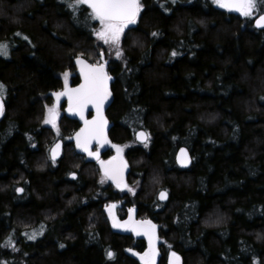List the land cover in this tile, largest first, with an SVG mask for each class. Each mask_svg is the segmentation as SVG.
Wrapping results in <instances>:
<instances>
[{
  "label": "trees",
  "instance_id": "16d2710c",
  "mask_svg": "<svg viewBox=\"0 0 264 264\" xmlns=\"http://www.w3.org/2000/svg\"><path fill=\"white\" fill-rule=\"evenodd\" d=\"M69 3L0 0L9 52L0 55V264H138L144 246L111 229L102 207L122 192L88 170L94 165L69 145L55 162L47 154L45 100L60 88V71H74L77 52L93 51L96 21ZM140 3L121 60H110L106 111L112 143L132 141L139 128L149 136L125 150L126 180L142 182L128 203L154 221L159 264L169 249L182 264H264V28L208 0ZM181 146L186 169L174 162Z\"/></svg>",
  "mask_w": 264,
  "mask_h": 264
},
{
  "label": "snow or ice",
  "instance_id": "6c2138e0",
  "mask_svg": "<svg viewBox=\"0 0 264 264\" xmlns=\"http://www.w3.org/2000/svg\"><path fill=\"white\" fill-rule=\"evenodd\" d=\"M214 3L219 5L221 8L235 10L244 17H251L254 11L257 9L258 4L264 3V0H213ZM82 5H87L91 9V18L96 19L100 23V29L96 31V36L103 40L105 44H111L116 46V56L122 55V49L120 48L122 35L125 34V29L129 25L135 24L140 14L143 5L140 0H70L69 7L73 11H79ZM257 26L264 27V14L259 15L255 21ZM156 35V33H153ZM0 55L7 56L8 45L0 42ZM102 55V54H101ZM173 55H176L173 52ZM76 62L80 66V74L83 77V82L75 88L68 87L67 76L65 73V88L61 92L55 93L57 99L61 96H66L68 99V111L79 113L81 119L84 120V127L75 133L76 147L86 152L89 156L95 157L99 161L103 176L101 182L104 179L112 180L117 188H128L129 191L135 192L134 188L129 186L124 181L123 170L127 167L126 162L123 160L121 153L123 148L120 145H113L117 150V155L110 158L108 161L100 159L99 151H92L91 144L95 140L98 143H110L107 140L105 134V126L107 120L103 115V107L105 101L110 96L108 90V81L111 77L105 71V65L103 63H88L86 60L81 59L80 56L76 57ZM5 86L0 83V114L4 111L3 94ZM89 105H92L96 109V116L91 120L85 118L84 113ZM58 116V108L53 105L48 109L45 123H50L53 127H57L56 119ZM57 132L59 129L57 127ZM142 139H147L145 133H139ZM60 143H56L51 149V159L55 162L57 155H59ZM181 153L185 154V150L181 149ZM185 159L181 160V163H186ZM75 176V173H71ZM18 192H22V188L17 189ZM166 192L160 193V198L164 199ZM109 212L115 207V204L108 205ZM131 211V210H130ZM114 227H130L133 231H143L144 235L148 237L149 249L143 254L137 253L144 261V264H155V229L154 225L150 220L134 221L131 216L123 224L115 221L113 217ZM36 233L34 232L29 238L35 239ZM131 251V250H130ZM108 256H113V253L109 251ZM171 256L174 260L171 264H179V256L173 252Z\"/></svg>",
  "mask_w": 264,
  "mask_h": 264
},
{
  "label": "water",
  "instance_id": "95a60500",
  "mask_svg": "<svg viewBox=\"0 0 264 264\" xmlns=\"http://www.w3.org/2000/svg\"><path fill=\"white\" fill-rule=\"evenodd\" d=\"M85 6L88 7L87 5H85ZM88 8H89V7H88ZM89 9H90V8H89ZM90 10H91V9H90ZM229 10H230V9H229ZM230 11H231V13H235V14L238 13V12L235 11V10H230ZM261 14H264V13H261ZM261 14H259V15H261ZM259 15H257V16L254 18V20H253V24H254V27H255V28H257V29H262V28H264V27L257 26L256 23H255V21H256V19L259 17ZM80 57H81V59L86 60L88 63H91V62H89L87 59H85L84 57H82V56H80ZM92 64H93V63H92ZM103 64L105 65V71L107 72V70H106L107 65H106L105 63H103ZM73 65L75 66L76 71H77V73H78V75H79V82H78L77 84L73 85V86H68V87H70V88H75L76 86H78L80 83L83 82V77H82L81 74H80V66L77 64V62H76V58H74V60H73ZM107 74H108V72H107ZM108 75L111 77V79L108 81V90H109V92H110L111 94H110V96L108 97V99H107V100L105 101V103H104V107H103V115H104V117H105L106 120H107V125L105 126V134H106V136H107V140L110 141V139H109V137H108V132H109V130H110L111 123H110L109 120L107 119L105 113H106L107 109L109 108V106L111 105V103H112V101H113V94H112V90H111V85H112V83H113L114 77H113L112 75H110V74H108ZM64 88H65V87H64ZM64 88H63L61 91H63ZM63 97H64L65 100H66L65 113H66L70 118L76 120V121L78 122V124H79L78 129L75 131V133H76V132H78L82 127H84V120L81 119L79 113H77V112H69V111H68V99H67L66 96H63ZM3 104H4V103H3ZM4 108H5V106H4ZM88 113H91V116H89V117L87 118ZM96 114H97V113H96V109H95L92 105H89L88 108L85 110L84 116H85L86 119L91 120L94 116H96ZM2 115H3V113L0 114V118L2 117ZM141 132L145 133L146 136H147L146 131H145L144 129H141V128L136 129V130L133 132V138H134V140H135L137 143H139V144H143V143H145V142L147 141V139H148V136H147V139H142V138L139 136V133H141ZM75 133H74V135H75ZM74 142H75V146H76V139L74 140ZM56 143H60V145H61L60 150H59V155H57L56 160L59 159V157L61 156V153H62V142H61L60 140H56V141H55V142L49 147V150H48V156H49V158H50L51 161H52V159H51V149H52V147H53ZM94 145H97V146H98L100 149H102V150H106V149H109V148H110L111 150H113V154H112L110 157H108L107 159H105V161H108L110 158H112V157H114V156L117 155V150H116V148L113 147V145H116V144L111 143V141H110V143H103V142L98 143L97 141L94 140V141L92 142V144H91V147L94 146ZM76 148H77V147H76ZM77 149L79 150V148H77ZM181 149H184V150H185L186 159H187V162H186V163H181V160H182V159H185V154H182V153H181ZM121 155H122V157H123V160H124V161L126 162V164H127V167L124 168V170H123V176H124V179H125V177H126V175H127V172H128V169H129V166H128V162H127L126 159H125V156H124L122 153H121ZM56 160H55V161H56ZM174 162H175L176 166H177L178 168H180V169H186V168L189 167V165H190V163H191V157H190V155H189L188 150H187L185 147H182V146H181V147L177 148V150H176V152H175V155H174ZM99 164H100V163H99ZM109 180H110V179H109ZM110 181H111L113 184H115L112 180H110ZM115 185H116V184H115ZM162 191L165 192L164 190H160V191L158 192V194H157V200H158L159 202H164V201L166 200V197H165L164 199H161V198H160V193H161ZM112 204H115V206H116V203H111V204H109V205H112ZM107 206H108V205H106V206L104 207V209L108 208ZM114 208H115V207H114ZM114 208L112 209L111 214L108 213V219L111 221V229H112L116 234H118V235H131V236H132L133 238H135V239L142 240L143 243H144V246H143L142 250L138 251L137 253L143 254L145 251H147V250L149 249V240H148V237H147L146 235H144L143 231H140V232L138 233V232H136V231H133L130 227H128V228H125V227H114V226H113V223H114V221H113V217L115 218V221H116V222L121 223V224H123L124 221H127V220L129 219V216H131L132 219H133L134 221L150 220V221L155 225L154 221H153L150 217H139V216H138V212H137V207H135V206H130V207L126 208V210H125V215H124L122 218H120L119 216H117V214L115 213ZM130 210H131V211H130ZM155 237H156V238H155V241H154V243H155V249H156L155 264H159V263H160V256H161V253H160V249H159V244L156 242V239H157V229H155ZM173 252H175V253L179 256V258H180V260H179V264H182L181 256H180L176 251H174V250H170V251H169V253H168L167 256H166L165 263H166V264H171V262L174 260V258L171 256V253H173ZM137 253L134 254V258H135V260L138 262V264H144V261L141 259V257H140L139 255H137Z\"/></svg>",
  "mask_w": 264,
  "mask_h": 264
},
{
  "label": "rangeland",
  "instance_id": "374dc122",
  "mask_svg": "<svg viewBox=\"0 0 264 264\" xmlns=\"http://www.w3.org/2000/svg\"><path fill=\"white\" fill-rule=\"evenodd\" d=\"M208 1H210L211 2V4L213 5V6H215V7H217V8H220V9H222V10H224V11H226V12H231L229 9H225V8H221L219 5H217L216 3H214L213 2V0H208ZM241 19H243V20H245V19H253L254 17H256V15H257V13H256V11H254V14H253V16H251V17H244L243 15H241L239 12L238 13H236ZM137 25V22L135 23V26ZM100 29V23H99V21L95 24V27H94V29L92 30L93 31V33H92V38L94 39L93 40V42H92V44H90L91 45V48L93 49V51H91V53H89V52H85V51H78L77 52V54L74 56L75 58L77 57V56H80V54H94L95 55V59H94V63H98V62H105L106 60L108 61L107 63L110 65V60H118V61H120L121 60V58H122V55L121 56H119V57H117L116 56V51H117V48H116V46H114V45H111V44H105L104 43V41L103 40H101V39H99L97 36H96V31H98ZM127 29V28H126ZM125 29V30H126ZM126 33V32H125ZM124 36H125V34L124 35H122V38H121V43H120V48L122 49V41H123V39H124ZM102 54V55H101ZM105 60V61H104ZM65 73H68V76H67V84H68V82H69V80H70V76H71V74H73V72L71 71V69H69L68 67H65V68H63L61 71H60V74H59V77L61 78V88L63 87L64 88V86H65V76H64V74ZM60 89V88H59ZM59 89H57V91L59 90ZM60 102V100L59 99H57V97L55 96V94L54 93H52V94H50V96L49 97H47V99L45 100V105H44V107H43V116L41 117V121H42V124L44 125V126H46V127H48L49 129V131L53 134V136H51L50 138H49V143H48V145H47V154H48V150H49V147L54 143V141H55V139H56V137H58V135H64L65 136V138L66 139H71L70 138V136H68L67 135V133H68V130L69 129H67V130H63L62 132H61V125H57V127H58V129H59V132H57V127H53V125L52 124H50V123H45L44 121H45V118H46V116H47V113H48V109L50 108V107H52L53 105H56L57 106V108H58V111L60 110V107H59V105H58V103ZM147 136H148V134H147ZM72 137V136H71ZM149 140V136H148V139H147V141ZM147 141L144 143V146L146 145V143H147ZM117 145H120L122 148H123V152H122V154L125 152V150L128 148V147H130V146H134V145H141V144H139V143H137L135 140H134V138H133V140L132 141H127V142H125L124 144H117ZM91 156H89L88 154H85V158L86 159H89ZM92 158H95V157H92ZM95 161H96V159H94ZM86 163H87V165H89V164H92V165H94L95 166V168L93 167V166H89V168H88V170L89 169H91L90 171H92L93 172V169L94 170H98V172H99V174H100V176L102 177V173L100 172V170H99V165L98 164H96V163H92L91 161H86ZM176 165V164H175ZM95 172V171H94ZM129 180V179H128ZM128 180H126L125 179V183L129 186V188H134L135 189V192H131V191H129L128 190V188H120V189H118V192H122V194L124 195L125 193H126V199H128V201H134V199H136V197H137V192H139L140 191V185H141V183L142 182H140V181H128ZM142 186V185H141ZM159 190H161V188H157V190H156V192L157 191H159ZM131 204H133V203H131ZM133 205H135V204H133ZM159 241H162L161 239H159V238H157V243L159 244ZM159 249H161V247L159 246ZM169 251H170V249L166 252V256H167V254L169 253Z\"/></svg>",
  "mask_w": 264,
  "mask_h": 264
},
{
  "label": "flooded vegetation",
  "instance_id": "af4514ba",
  "mask_svg": "<svg viewBox=\"0 0 264 264\" xmlns=\"http://www.w3.org/2000/svg\"><path fill=\"white\" fill-rule=\"evenodd\" d=\"M89 10H90V9H89ZM90 11H91V10H90ZM255 11H256V13H257V15H258V12H259L258 9H256ZM229 13H230V12H229ZM139 15H140V14H139ZM257 15H256V16H257ZM138 18H139V16H138ZM138 18H137V21H138ZM254 18H255V17H254ZM254 18H253V20H254ZM95 21H96V23L98 22V20H96V19H95ZM253 26H254V24H253ZM133 27H135V24L129 25L128 28L125 30V32L128 31L129 29L133 28ZM104 61H105V60H104ZM107 62H108V61L106 60L105 62H101V61H100V62H98V63H105V64L107 65L106 70H107L108 74H110V75L113 76V74H111V73L109 72L110 65H109ZM91 63H92V62H91ZM93 64H95V63L93 62ZM73 76H76V77H77V79L74 80V81L72 80V77H73ZM78 82H79V75H78V73H77V71H76V68H75V66H74V71H73V74H71V76H70V80H69V82H68V86H73V85L77 84ZM64 87H65V86H64ZM62 88H63V87H62ZM62 88H61V86H60V89H59L58 91H56L55 93H57V92H61ZM55 93H54V94H55ZM59 100H60V102L58 103V105H59V107H60V110L58 111V116H57V119H56V124H57V125H58V124L61 125V129H60L61 132H62L63 130H67V129H69L70 127H75V128H74V130H73L72 137H71V135H70V138H71V139H66L64 135H58V137H56L55 141H56V140H60V141L62 142V150H63L67 145H69V147L73 150L74 153H77V154H81V155H83V161H84V162H86V161H91L92 163H96V164H98L99 167H100V164H99V161H98V160L95 161V160H94L95 158H92V157H90L89 159H86V158H85V154H87V153H86V152H83L82 150H78V149L76 148V146H75V142H74V140H75V135H74V133H75V131L78 129L79 124H78V122H77L76 120L70 118V117L65 113V107H66V100H65V98H64L63 96H61V97H59ZM89 116H91V113H88L87 118H88ZM68 131H69V130H68ZM91 149H92V151H99V153H100V159H101V160H105V159H107L108 157H110V156L113 154V150H111L110 148H109V149H106V150H102V149H100L97 145L92 146ZM103 154H106L107 156H106V157H103V156H102ZM123 155L125 156V159H126V161L128 162V160H127V158H126V154H125V152L123 153ZM99 170H100L101 173H103L102 170H101V167L99 168ZM125 179H126V177H125ZM125 179H124V181H125ZM106 180H107V182L111 183V185H113L114 188H116L117 190L120 189V188H117L116 185L113 184L109 179H106ZM99 188H100V187H99ZM161 190H162V189H161ZM128 202H131V201H128V199H126V195H123V194L121 193V194H119V196H117V198L107 201V202L105 203L104 207H105L106 205L111 204V203H116V206H115V208H114L115 213L117 214V216H119L120 218H122V217L125 215V210H126V208H128V207H130V206H135V205H133V204H129ZM127 203H128V204H127ZM104 207H102L103 213L105 214V216H106V218H107V220H108V222H109V224H110V226H111V221L108 219V213H110V212H109V209H108V208L104 209ZM111 212H112V210H111ZM123 212H124V215H123V216H120V215L123 214ZM170 250H172V249H170Z\"/></svg>",
  "mask_w": 264,
  "mask_h": 264
}]
</instances>
